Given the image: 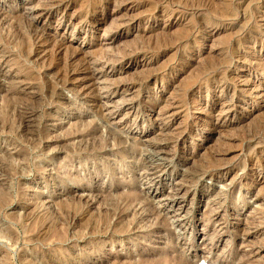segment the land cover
Returning <instances> with one entry per match:
<instances>
[{"label": "rangeland", "instance_id": "rangeland-1", "mask_svg": "<svg viewBox=\"0 0 264 264\" xmlns=\"http://www.w3.org/2000/svg\"><path fill=\"white\" fill-rule=\"evenodd\" d=\"M0 24V264H264V0H0Z\"/></svg>", "mask_w": 264, "mask_h": 264}, {"label": "bare ground", "instance_id": "bare-ground-1", "mask_svg": "<svg viewBox=\"0 0 264 264\" xmlns=\"http://www.w3.org/2000/svg\"><path fill=\"white\" fill-rule=\"evenodd\" d=\"M191 1V0H190ZM196 1V0H195ZM198 1V0H197ZM203 1V0H202ZM181 2V1H180ZM225 2H227L226 4H224L223 2H222V4H221V7H222V5L224 6H226L225 7V9L226 10H229L230 9V6H231V4H229V1H225ZM70 3V2H69ZM219 4V3H218ZM51 5H53V4H51ZM50 5V6H51ZM200 5V4H199ZM198 5V6H199ZM202 5V4H201ZM210 5V4H209ZM53 6H55V5H53ZM191 6H192V4H191ZM49 8V7H48ZM53 8V7H52ZM55 8V7H54ZM153 8V7H152ZM56 9H58V8H56ZM215 9V8H214ZM224 8L223 9H220V10H225ZM149 10V9H148ZM146 11V10H145ZM221 12V11H220ZM35 12H34V10H31V8H30V10L27 12V15H30L31 17H37L36 15L38 14L37 12V14L35 15L34 14ZM225 13V11H223V14ZM230 13V12H229ZM226 14V13H225ZM228 14V13H227ZM230 15V14H229ZM247 15V14H246ZM25 17V16H24ZM23 17V18H24ZM91 17V16H90ZM15 19V18H14ZM28 19V18H27ZM31 19V18H30ZM87 19V18H86ZM26 21V20H25ZM10 25V24H9ZM27 25H28V22H27ZM0 26H1V24H0ZM242 27V26H241ZM9 28V27H8ZM29 28L31 29V31L30 32H32V36H31V43H32V46L34 47V46H36V50H38L39 49V47H38V45L39 44H44V45H47V44H49V42H50V44H51V41H48L47 40V38H46V36H48V35H46V36H44V32H43V29H38V28H36V26H33V24L30 22V25H29ZM28 28V29H29ZM108 28V27H107ZM186 29V28H185ZM8 30V29H7ZM45 31V30H44ZM29 32V33H30ZM16 33V32H15ZM26 33V32H25ZM179 33V32H178ZM14 34V33H13ZM182 34V33H181ZM26 36H27V34H26ZM20 37V36H19ZM63 37V36H62ZM4 38V37H3ZM48 38H50L49 36H48ZM172 38V37H171ZM179 38V37H178ZM27 39H28V37H27ZM55 38H53L52 40H54ZM23 40V39H22ZM29 41H30V37H29ZM48 41V42H47ZM175 41V40H174ZM53 42V41H52ZM144 42V41H143ZM164 42V41H163ZM54 43V42H53ZM58 43V42H57ZM139 43V42H138ZM62 44V43H61ZM160 44V43H159ZM55 45H57L56 44V40H55V44L53 45V46H55ZM63 45V44H62ZM49 46V45H48ZM50 47V46H49ZM52 47V46H51ZM50 47V48H51ZM70 47V46H69ZM54 48V47H53ZM53 48H51V50L53 51ZM62 48V47H61ZM32 49V48H31ZM35 49V48H34ZM49 49V48H48ZM56 49V48H55ZM58 49V48H57ZM57 49H56V51H57ZM98 49H100V48H98ZM27 50H28V48H27ZM47 50V49H46ZM50 50V51H51ZM58 50H61V49H58ZM52 51H51V55H52ZM67 51V50H66ZM73 51V50H72ZM32 52H33V50H32ZM54 52V51H53ZM58 52V51H57ZM56 52V53H57ZM64 52V51H63ZM55 53V52H54ZM54 53H53V55H54ZM74 53H76V52H74ZM69 54V53H68ZM67 54V55H68ZM56 55V54H55ZM86 55V54H85ZM88 55V54H87ZM63 56V55H62ZM69 56V57H68ZM67 56V58L68 59H72L73 58V56H74V54H73V56L71 55V57H70V55H68ZM95 56V55H94ZM60 57H61V55H60ZM75 57V56H74ZM92 57V56H91ZM126 58V57H125ZM58 59V58H57ZM66 59V58H65ZM63 60V59H62ZM67 60V59H66ZM224 61V60H223ZM51 62V61H50ZM69 62V61H68ZM94 63V65L96 64V61H93ZM99 62V61H98ZM112 62V61H111ZM70 63V62H69ZM73 63V62H72ZM92 63V62H91ZM90 63V64H91ZM225 63V62H224ZM44 64V63H43ZM86 64V63H85ZM226 64V63H225ZM87 65H89V64H87ZM42 66V65H41ZM58 66V65H57ZM65 66V65H64ZM90 66V65H89ZM89 66H86V68H84L85 69V71H87L88 72V75H90V76H88L89 78H91L92 79V74L90 73V70H89ZM96 66V65H95ZM60 69V68H59ZM111 69V68H110ZM78 70V69H77ZM263 70V69H262ZM61 71H63V69L61 70ZM65 72H67V71H65ZM65 72H64V74H63V76L61 75V76H57V78H55V81L58 83V84H60L61 85V87H66V86H68V82H69V79L71 78V76L69 77V72H67L66 74H65ZM54 73H56V72H54ZM53 73V74H54ZM74 73V72H73ZM57 74V73H56ZM58 75V74H57ZM70 75H72V74H70ZM73 77V76H72ZM84 78V77H83ZM88 79V78H87ZM93 79H94V76H93ZM92 79V80H93ZM75 80V79H74ZM115 80V79H114ZM70 81H72V80H70ZM112 82V81H111ZM118 82V81H117ZM74 83V82H73ZM113 84V83H112ZM121 84V83H120ZM124 84V83H123ZM94 85V84H93ZM96 85V84H95ZM70 86V85H69ZM80 86V85H79ZM127 86V85H126ZM60 87V86H59ZM74 87V86H73ZM88 88V86H86L85 85V88ZM92 87V86H91ZM107 87V86H106ZM54 88V87H53ZM77 88V87H76ZM52 89V88H51ZM68 89H70V90H72V91H74V92H76V93H78V95L80 96V95H82V97H84V96H87L88 94H87V92L88 91H86L85 92V90L83 89V88H79L80 90H76V89H74V88H68ZM82 89H83V91H82ZM93 89H95V88H93ZM99 89V88H98ZM119 88H117V89H114V88H109V86L107 87V88H104L103 90H102V88H100L98 91H96V90H94V91H96V93H95V96H96V99H95V103H96V105H98L99 107L100 106H102V105H100V103L99 102H104L103 100H104V97H110L111 95H113V94H115V93H118L117 91H119L118 90ZM127 89V88H126ZM90 90V89H89ZM92 90V89H91ZM91 90L89 91L90 93H91ZM102 90V91H101ZM94 91H92V92H94ZM103 92V93H102ZM101 93V94H100ZM126 93V92H125ZM235 93V92H234ZM94 95V94H93ZM89 96V95H88ZM91 96V95H90ZM125 96V95H124ZM60 97H61V95H60ZM112 97V96H111ZM123 97V96H122ZM82 99V98H81ZM17 100V99H16ZM121 100V99H120ZM95 105V104H94ZM223 105V104H222ZM9 106V105H8ZM165 106V105H164ZM98 107V108H99ZM161 109H163V108H161ZM226 109H228L229 110V107L228 106H226ZM98 110V109H97ZM101 110V109H100ZM230 111V110H229ZM97 112V111H96ZM99 112V111H98ZM97 112V113H98ZM101 112V111H100ZM227 112V111H226ZM262 112V111H261ZM102 113V112H101ZM105 113V112H104ZM104 113H102L103 114V117L101 116V118H102V120H109V117H107ZM146 113V112H145ZM105 115V116H104ZM146 115V114H145ZM170 115V114H169ZM116 116V115H115ZM136 116V115H135ZM151 115H148V118L150 117ZM167 116V115H166ZM18 117V116H17ZM22 117V116H21ZM146 117V116H145ZM159 118V117H158ZM166 118V117H165ZM221 118V117H220ZM222 119V118H221ZM220 119V127H224V125H225V121H222ZM86 120V119H85ZM101 120V119H100ZM121 120V119H120ZM150 120H152L151 118H150ZM148 121V120H147ZM160 121V120H159ZM165 122V121H164ZM163 122V123H164ZM255 122V121H254ZM182 123V122H181ZM2 125V124H1ZM215 126V125H214ZM209 127H207L206 128V131L208 132V131H210V129H208ZM192 129V128H191ZM214 129V128H213ZM179 131V130H178ZM14 132V131H13ZM109 132V131H108ZM94 133V132H93ZM113 133V132H112ZM180 133V135L181 136H183V137H185V135L186 136H189V138H194V137H197L198 136V134H197V132H196V130L195 131H192L191 130V132L189 131V128L188 127H186V128H184V129H182V131L181 132H179ZM114 134V133H113ZM185 134V135H184ZM111 135V134H110ZM115 135V134H114ZM176 135V134H175ZM179 135V136H180ZM88 136V135H87ZM95 136V135H94ZM111 136H113V135H111ZM202 137V136H201ZM120 138V137H119ZM112 139H114V140H116V138L114 137V138H112ZM111 139V140H112ZM121 139V138H120ZM172 139V138H171ZM170 139V140H171ZM183 139V138H182ZM196 139V138H195ZM199 140H200V138H198ZM88 140V139H87ZM122 140V139H121ZM120 140V141H121ZM125 140V139H124ZM92 141V140H91ZM117 141H119V139L117 138ZM135 142V141H134ZM166 142V141H165ZM195 142V141H194ZM100 143V142H99ZM115 143V142H114ZM121 143V142H120ZM126 143H127V141H126ZM138 143H141V142H138ZM143 143V142H142ZM97 144V143H96ZM122 144V143H121ZM85 145V144H84ZM141 145V144H140ZM140 145H138V146H136V147H138V151H139V146ZM147 145V144H146ZM167 145V144H166ZM144 146H145V144H144ZM144 146H140V149H141V147H144ZM152 146H154L153 148H152ZM131 147V146H130ZM127 149V148H126ZM151 149H153L154 151L157 149V152L159 153V154H161V150H163L164 149V144H152L151 146L149 145V146H147V147H144L143 149H142V151H144V152H148L149 150H151ZM120 150V149H119ZM118 151V150H117ZM141 151V150H140ZM153 151V152H154ZM159 151H161V152H159ZM127 153V152H126ZM140 153V152H139ZM151 154V153H150ZM157 154V153H156ZM149 155V154H148ZM151 155H153L154 156V154H151ZM164 155H165V153H164ZM158 157V156H157ZM122 158V157H121ZM137 158V157H136ZM218 159V158H217ZM157 160H159V159H157ZM158 163V162H157ZM144 164V163H143ZM153 166V167H150L149 168V166ZM151 165H149L148 166V168H149V170L150 171H152V173L151 174H149V175H153L154 176V174H156V172H158V169H160V171H161V169L163 168L162 166L160 167V165H158V164H154L152 161H151ZM165 166V165H164ZM117 167V166H116ZM165 168V167H164ZM163 170V169H162ZM196 171V170H195ZM257 171V170H256ZM162 172V171H161ZM167 172V170L166 169H164L163 170V173H166ZM202 172V171H201ZM157 176V175H156ZM197 178V177H196ZM126 187V186H125ZM177 188V187H176ZM179 189H181V188H179ZM178 189V190H179ZM185 191V190H184ZM186 192V191H185ZM186 194L187 193H183V195H181V196H183V197H186ZM177 195V194H176ZM180 195H178V196H180ZM180 196V197H181ZM3 201V200H2ZM127 207H129V206H131V202H129V203H126L125 204ZM117 206V205H116ZM120 206V205H119ZM118 207V206H117ZM137 207V206H136ZM121 208V207H120ZM129 210V209H128ZM65 212V211H64ZM109 217V216H108ZM47 218V217H46ZM120 218V217H119ZM28 241V240H27Z\"/></svg>", "mask_w": 264, "mask_h": 264}]
</instances>
